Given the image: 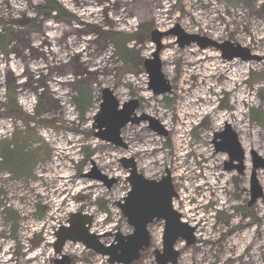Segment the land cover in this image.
<instances>
[{
  "label": "rangeland",
  "instance_id": "rangeland-1",
  "mask_svg": "<svg viewBox=\"0 0 264 264\" xmlns=\"http://www.w3.org/2000/svg\"><path fill=\"white\" fill-rule=\"evenodd\" d=\"M47 1L0 0V34L9 33V54L0 47V148L22 140L36 157L29 178L0 169V264H109L71 241L58 254L55 234L81 215L104 248L116 233L131 235L118 204L132 165L154 181L169 172L173 209L197 225L192 244L176 242L177 264H264V0H54L60 15ZM177 27L251 59L223 60L204 41L182 45ZM157 47L170 88L160 95L144 67ZM105 88L119 109L136 103L119 145L98 136ZM81 92L90 100L83 114ZM225 123L246 152L242 172L215 154ZM253 176L262 197L248 205ZM163 230L164 220L148 225L150 245L131 264H158Z\"/></svg>",
  "mask_w": 264,
  "mask_h": 264
},
{
  "label": "water",
  "instance_id": "water-1",
  "mask_svg": "<svg viewBox=\"0 0 264 264\" xmlns=\"http://www.w3.org/2000/svg\"><path fill=\"white\" fill-rule=\"evenodd\" d=\"M264 12V5L262 7ZM178 36L180 43L183 45L191 41H204L212 45L222 52V57L231 61L235 58L242 60L251 59L245 49L237 47L233 49L229 43L219 45L213 41L202 40L196 35H187L178 27L174 30ZM186 41H183L185 40ZM204 47L205 45H201ZM152 54V59H148L144 63L146 73L149 78V88L154 93L160 95L170 91L169 85H164V76L161 72V62L158 58V51ZM163 85V88H161ZM118 101L115 99L112 91L108 88L102 90V103L100 111L95 118L96 127L100 130L98 136L107 142L119 145L121 129L128 123L134 122L131 115L136 107L135 102H128L119 109ZM152 121V120H151ZM154 125V122H152ZM155 129L166 134L165 131ZM215 151L218 153H226L229 157V163L237 162L233 165L239 172H242L244 150L238 139L237 134L232 130L231 126L226 124L224 129L214 134ZM231 167V166H230ZM232 168V167H231ZM230 168V169H231ZM130 184V192L124 199V204H118L123 216L130 227L133 228V233L128 236H121L116 233L115 241L110 247H102L97 242V236H92L88 233L90 226V218L81 215H72L68 220L69 227H61L55 234L57 242L55 244L56 252L59 254L68 241L72 243H80L87 249H92L102 256H108L109 264H131L138 260L140 253L150 245V234L148 225L156 220H164V230L162 237V253L156 252V260L158 264H177L179 252L174 246L180 239H184L187 245L194 242V228H190L180 221V214L177 213L172 206V200L176 197V193L172 186L170 173L159 181L149 180L136 172L134 165L128 177ZM262 197V192L252 177L251 181V199L248 205L253 204L258 198ZM68 258L61 264H68Z\"/></svg>",
  "mask_w": 264,
  "mask_h": 264
},
{
  "label": "trees",
  "instance_id": "trees-1",
  "mask_svg": "<svg viewBox=\"0 0 264 264\" xmlns=\"http://www.w3.org/2000/svg\"><path fill=\"white\" fill-rule=\"evenodd\" d=\"M47 5L50 11H54L59 15L63 13L62 8L54 0H48ZM8 34L7 30H4V32L0 34V47L2 48V52L6 55L9 54L6 45ZM89 101V96L84 92H81L76 99L75 105L82 114L88 108ZM37 108L38 110L42 109L41 102L38 103ZM27 148L26 143L22 140L9 142L8 144L3 145L0 148V169L11 173V175L18 178H29L31 175L32 164L35 163L36 157L35 154L28 151ZM32 153L34 156L31 155Z\"/></svg>",
  "mask_w": 264,
  "mask_h": 264
},
{
  "label": "flooded vegetation",
  "instance_id": "flooded-vegetation-1",
  "mask_svg": "<svg viewBox=\"0 0 264 264\" xmlns=\"http://www.w3.org/2000/svg\"><path fill=\"white\" fill-rule=\"evenodd\" d=\"M222 130H223V128H222ZM244 150V149H243ZM219 153V152H218ZM217 152L215 153V154H218ZM222 154V157H223V159L222 160H226V159H228L229 157H227L226 155V153H221ZM246 152L244 151V165L246 166L247 165V160H246ZM246 170H247V167L245 168ZM228 175H232V176H235L234 174H228ZM195 187H199V188H202L203 186L202 185H200L198 182H196L195 183ZM175 191V190H174ZM176 193V197H175V200H177L178 198H179V196H178V193L177 192H175ZM179 212V214L181 215V218H182V213L180 212V211H178ZM183 222H186L188 225H190L189 223H188V221H184L183 220ZM195 225V224H194ZM193 225V227H195V230H196V228H197V225H195L194 226ZM191 226V225H190ZM192 227V226H191Z\"/></svg>",
  "mask_w": 264,
  "mask_h": 264
},
{
  "label": "bare ground",
  "instance_id": "bare-ground-1",
  "mask_svg": "<svg viewBox=\"0 0 264 264\" xmlns=\"http://www.w3.org/2000/svg\"><path fill=\"white\" fill-rule=\"evenodd\" d=\"M221 57H222V55H221ZM222 59H223V57H222ZM263 59H264V58H262V60H263ZM223 60H224V59H223ZM238 60H239V59H238ZM231 61H232V60H231ZM260 61H261V60H260ZM226 124H228V123H225L224 126H225ZM228 125H229V124H228ZM224 126H223V129H224ZM180 216H181V215H180ZM91 225H92V224H91ZM192 228L195 229V227H193V226H192ZM105 235H106V234H105ZM105 235H103V236H105ZM99 236H102V235H99ZM65 244H66V243H65ZM78 244H80V243H78ZM81 245H82V244H81ZM82 246H83V245H82ZM62 249H63V248H62ZM61 254H63V253H62V250H61Z\"/></svg>",
  "mask_w": 264,
  "mask_h": 264
}]
</instances>
